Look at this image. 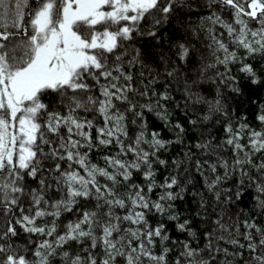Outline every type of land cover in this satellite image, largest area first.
<instances>
[{
  "label": "snow or ice",
  "instance_id": "6c2138e0",
  "mask_svg": "<svg viewBox=\"0 0 264 264\" xmlns=\"http://www.w3.org/2000/svg\"><path fill=\"white\" fill-rule=\"evenodd\" d=\"M0 264H264V0H0Z\"/></svg>",
  "mask_w": 264,
  "mask_h": 264
},
{
  "label": "trees",
  "instance_id": "16d2710c",
  "mask_svg": "<svg viewBox=\"0 0 264 264\" xmlns=\"http://www.w3.org/2000/svg\"><path fill=\"white\" fill-rule=\"evenodd\" d=\"M148 118H149L151 125H153V126L158 125L160 123L158 120L155 119V117L153 115H149Z\"/></svg>",
  "mask_w": 264,
  "mask_h": 264
}]
</instances>
